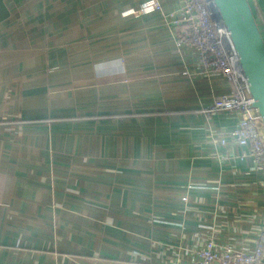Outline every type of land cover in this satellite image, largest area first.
Wrapping results in <instances>:
<instances>
[{
    "label": "crops",
    "instance_id": "obj_1",
    "mask_svg": "<svg viewBox=\"0 0 264 264\" xmlns=\"http://www.w3.org/2000/svg\"><path fill=\"white\" fill-rule=\"evenodd\" d=\"M0 0V264H191L254 246L264 164L177 44L182 0ZM264 38V0H249ZM186 26L180 25L181 32Z\"/></svg>",
    "mask_w": 264,
    "mask_h": 264
},
{
    "label": "built area",
    "instance_id": "obj_2",
    "mask_svg": "<svg viewBox=\"0 0 264 264\" xmlns=\"http://www.w3.org/2000/svg\"><path fill=\"white\" fill-rule=\"evenodd\" d=\"M212 0H182L175 10L168 12L169 23L176 27L184 22L186 26L176 38L177 44L188 45L196 50L205 64V71L219 74L234 82L236 92L227 97L225 95L214 100V106L228 110H235L240 119L232 130V135L241 145L250 142L249 154L257 162L264 164V132L261 118L252 107L245 78L237 66V57L233 51L229 37L213 19L211 9ZM161 10L158 0L142 3L139 12ZM215 10V9H214ZM216 12V11H215ZM217 20L218 16H217ZM212 56L208 59L206 54ZM191 264H263L264 263V229L258 233L257 240L252 246L234 247L222 245L214 240H207L201 246L191 248Z\"/></svg>",
    "mask_w": 264,
    "mask_h": 264
},
{
    "label": "water",
    "instance_id": "obj_3",
    "mask_svg": "<svg viewBox=\"0 0 264 264\" xmlns=\"http://www.w3.org/2000/svg\"><path fill=\"white\" fill-rule=\"evenodd\" d=\"M223 29L238 60L239 69L245 78L252 107L261 118L264 132V38L255 20L249 0H212ZM215 10V11H216ZM184 25L181 22L177 25ZM175 30L177 36L179 29ZM211 59L210 54H206ZM250 147V142H247ZM264 229V225L263 228ZM217 264V262L215 263ZM264 264V263H263Z\"/></svg>",
    "mask_w": 264,
    "mask_h": 264
},
{
    "label": "rangeland",
    "instance_id": "obj_4",
    "mask_svg": "<svg viewBox=\"0 0 264 264\" xmlns=\"http://www.w3.org/2000/svg\"><path fill=\"white\" fill-rule=\"evenodd\" d=\"M212 9H213V8H212ZM212 9H211V13H212V15H213V16H212L213 19L216 20V23H217L218 27H221V23L217 20V14H216L215 10H214V9L212 10Z\"/></svg>",
    "mask_w": 264,
    "mask_h": 264
},
{
    "label": "bare ground",
    "instance_id": "obj_5",
    "mask_svg": "<svg viewBox=\"0 0 264 264\" xmlns=\"http://www.w3.org/2000/svg\"><path fill=\"white\" fill-rule=\"evenodd\" d=\"M212 4H214V2H212ZM215 9V8H214ZM213 10V9H212ZM216 10V9H215ZM216 12H217V10H216ZM217 14V16H218V19H219V22L222 24V21H221V18L219 17V14L218 13H216ZM224 28V27H223ZM226 32V31H225ZM226 36H227V38H228V34L226 33ZM237 63H238V60H237ZM238 67H239V64L237 65Z\"/></svg>",
    "mask_w": 264,
    "mask_h": 264
}]
</instances>
